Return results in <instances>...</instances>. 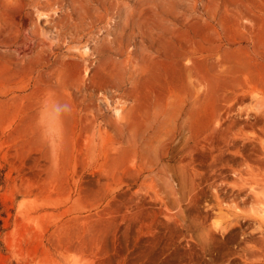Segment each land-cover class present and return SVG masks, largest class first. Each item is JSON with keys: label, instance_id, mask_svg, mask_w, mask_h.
<instances>
[{"label": "rangeland", "instance_id": "1", "mask_svg": "<svg viewBox=\"0 0 264 264\" xmlns=\"http://www.w3.org/2000/svg\"><path fill=\"white\" fill-rule=\"evenodd\" d=\"M21 12L35 41L65 30L60 15L100 12L81 45L119 34L114 59L146 68L120 85L87 79L80 56L52 72L68 42L16 69L0 58V264L251 259L239 244L260 239L244 217L264 215V183L257 202L234 182L264 175V0H22ZM251 250L263 263L264 247Z\"/></svg>", "mask_w": 264, "mask_h": 264}, {"label": "bare ground", "instance_id": "2", "mask_svg": "<svg viewBox=\"0 0 264 264\" xmlns=\"http://www.w3.org/2000/svg\"><path fill=\"white\" fill-rule=\"evenodd\" d=\"M21 11L22 0H0V50H2V53L0 52V58L10 57L13 61V64L15 65V69L16 67H19L25 56L29 54L31 55V53L35 52H44L47 48H50L52 51H54L59 47L62 48L64 46L62 44L67 45L68 42L69 44L67 46L69 49H67V51L61 56H56V59L59 63H61V65L57 63L49 67L52 72L62 71V65H64L69 60H74L77 56L82 57L85 62H88V64L84 66L85 77L93 82L96 81L98 74H102L108 78L110 82H113V84L120 85V81L124 80L126 77L134 80L139 74L145 71L146 66H144L142 63H136L135 65L131 59V55L128 56V59L125 60L123 64L114 59L111 53H120L125 48V39L123 36H119V34L113 38L104 37L99 39L100 41L94 46H90L89 42H87L84 46L81 45L80 35L85 32H93L95 22L102 20L105 16L100 12H98L96 16L87 22L69 21L68 17L60 15L53 19V25L54 27H64L65 30H57L56 35H52V31L50 30L48 32V35L50 34V36H47L45 39L35 41L34 38L29 36V34H27V37L24 36L25 26L23 24V16ZM158 25V27L161 29V32L158 36L164 37L167 29L164 28L163 25ZM27 39L32 41V46L27 45ZM149 46L155 47V39H151L149 41ZM147 55L148 54L144 53V60H146V57H148ZM94 56L98 57L96 63H93L91 60V58H94ZM224 175L225 173L222 174V176ZM234 183L235 185L239 183H248L254 192L252 198H254V200L257 202L262 201V196L258 192V187L262 186V183H264V175L261 172L243 169L239 172V178H237ZM248 196H250V194H248ZM216 199L217 200L213 208H216L219 210V213L222 214L223 207L221 204V199L219 196H217ZM203 216L204 217L201 219V223L204 229L207 232H210L214 228L212 225L213 222H210L208 216ZM239 218L240 217L234 213V211H232V214L228 215V223L224 226L225 229L232 231L235 229V227L240 226ZM244 219L256 221L259 225L255 233L261 234L260 239L254 240V245H251L249 240H243L240 242L239 247L241 249L247 252L250 250L248 254L251 259L248 258L244 264H259V260H257L258 253L253 252L251 248H254L256 245L261 248L264 247V215L261 216L258 214H251L245 216ZM215 226L216 228H219L218 225ZM249 234L253 233L249 232ZM232 240H234V238H232ZM247 252L245 254H247ZM261 264H264V262Z\"/></svg>", "mask_w": 264, "mask_h": 264}]
</instances>
